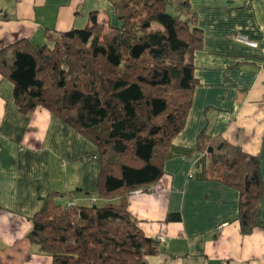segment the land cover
Returning a JSON list of instances; mask_svg holds the SVG:
<instances>
[{"label":"crops","instance_id":"obj_1","mask_svg":"<svg viewBox=\"0 0 264 264\" xmlns=\"http://www.w3.org/2000/svg\"><path fill=\"white\" fill-rule=\"evenodd\" d=\"M168 1L202 31L193 58L198 84L185 126L160 162L163 175L147 189L99 198L97 148L42 107L22 114L0 74V264H52L28 239L47 198L61 207H90V198L122 205L146 238H165L143 264H264V59L232 39L262 46L264 0ZM109 9V0H0V50L19 40L41 46L49 33L84 29L92 13L107 20ZM203 132L257 158L262 228L242 234L240 193L208 174Z\"/></svg>","mask_w":264,"mask_h":264},{"label":"trees","instance_id":"obj_2","mask_svg":"<svg viewBox=\"0 0 264 264\" xmlns=\"http://www.w3.org/2000/svg\"><path fill=\"white\" fill-rule=\"evenodd\" d=\"M109 3L107 33L92 13L84 29L49 33L38 47L19 40L0 50V74L13 84L18 110L42 107L97 148L101 199L147 189L162 177L160 162L192 105L193 58L203 35L192 20L168 13V0ZM199 140L208 174L240 193L242 234L262 228L257 158L204 132ZM30 221L29 241L52 264H143L159 252L122 205L65 208L47 198Z\"/></svg>","mask_w":264,"mask_h":264},{"label":"built area","instance_id":"obj_3","mask_svg":"<svg viewBox=\"0 0 264 264\" xmlns=\"http://www.w3.org/2000/svg\"><path fill=\"white\" fill-rule=\"evenodd\" d=\"M232 39L239 43V44H242L252 50H260V54H261V57L264 59V39L262 41V46L258 43V42H255V41H252V40H249L247 37L243 36V35H239V34H235L234 36H232ZM97 202V200L95 198H90L89 199V204L90 205H95V203ZM75 204L73 201L71 202H68L65 204V208H72L74 207ZM156 241L158 243H164L165 242V238L161 237V236H158L156 238Z\"/></svg>","mask_w":264,"mask_h":264},{"label":"rangeland","instance_id":"obj_4","mask_svg":"<svg viewBox=\"0 0 264 264\" xmlns=\"http://www.w3.org/2000/svg\"><path fill=\"white\" fill-rule=\"evenodd\" d=\"M174 11H175V9L173 8V7H168L167 8V12L168 13H170V14H174ZM174 15H177V14H174ZM104 22V24H103V32L104 33H107L108 32V27H107V25L105 24V22H108V21H106V20H104V21H102V23ZM101 24V23H100ZM152 28L153 29H156V26H152ZM67 198V197H66ZM66 200V199H65ZM66 204V203H65ZM94 206H96V207H102L101 205H100V203H97L96 205H94Z\"/></svg>","mask_w":264,"mask_h":264}]
</instances>
